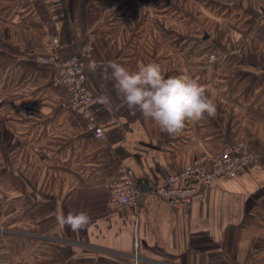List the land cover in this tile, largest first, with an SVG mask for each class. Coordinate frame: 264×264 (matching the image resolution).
<instances>
[{
	"label": "crops",
	"instance_id": "crops-1",
	"mask_svg": "<svg viewBox=\"0 0 264 264\" xmlns=\"http://www.w3.org/2000/svg\"><path fill=\"white\" fill-rule=\"evenodd\" d=\"M0 2V264H135L136 239L141 264H264V35L203 40L218 64L194 69L145 0ZM53 36L66 58L93 47L87 87L103 140L65 106L55 70L38 62ZM108 61L129 70L155 62L165 77L196 79L215 116L187 121L179 135L161 131L123 104L104 78ZM237 140L257 157L238 179L215 178L190 209L156 193L198 155ZM121 167L149 190L135 206L110 201ZM57 210L85 211L90 222L74 232L57 224Z\"/></svg>",
	"mask_w": 264,
	"mask_h": 264
},
{
	"label": "built area",
	"instance_id": "built-area-1",
	"mask_svg": "<svg viewBox=\"0 0 264 264\" xmlns=\"http://www.w3.org/2000/svg\"><path fill=\"white\" fill-rule=\"evenodd\" d=\"M60 42L55 36L48 41L49 56L38 58V62L52 67L57 75L58 84L68 94L67 108L75 111L88 122L94 130L95 138L103 140L105 134L99 125L94 106L97 97L89 89L87 63L93 58V47L89 43L82 45L79 53L73 57L60 54ZM214 59L211 58V61ZM257 157L245 140H237L225 145L212 155H198L191 164L170 175L167 187L156 191L173 208L190 209L205 196V189L218 177L236 180L242 172L256 161ZM110 201L115 207L135 206L139 200L140 188L134 173L121 167L115 181L109 185ZM135 264H141L139 242H134Z\"/></svg>",
	"mask_w": 264,
	"mask_h": 264
},
{
	"label": "clouds",
	"instance_id": "clouds-1",
	"mask_svg": "<svg viewBox=\"0 0 264 264\" xmlns=\"http://www.w3.org/2000/svg\"><path fill=\"white\" fill-rule=\"evenodd\" d=\"M97 68L95 62L89 65L90 71L95 72ZM103 74L106 80L114 82V90L129 111L138 110L170 135H179L187 121L197 122L206 115L214 117L216 114L214 101L196 79L187 75L165 77L158 63L141 64L129 70L116 61H108ZM100 99L103 103L109 101L106 96ZM55 218L59 226H68L74 232L84 229L90 222L85 211L65 215L57 210Z\"/></svg>",
	"mask_w": 264,
	"mask_h": 264
},
{
	"label": "rangeland",
	"instance_id": "rangeland-1",
	"mask_svg": "<svg viewBox=\"0 0 264 264\" xmlns=\"http://www.w3.org/2000/svg\"><path fill=\"white\" fill-rule=\"evenodd\" d=\"M148 1L150 0H145L152 10L150 18H160L161 24L166 27L165 30L160 29L162 36L181 43L177 46V51L184 52L186 49L192 56L191 63L194 69L206 65L212 68L218 64L216 47L213 44H209L208 48H205L206 45L201 46L199 43L203 40L210 42L216 39L223 41L225 38L244 40L264 35V0H250L251 7L256 6L253 12L249 11L248 0H218V3L215 0H153L150 3ZM4 5L0 2V6ZM186 40L190 44L185 46L183 42ZM201 53L203 56L198 59L197 56ZM211 58L214 60L211 61ZM3 242L1 241L0 245H3Z\"/></svg>",
	"mask_w": 264,
	"mask_h": 264
},
{
	"label": "water",
	"instance_id": "water-1",
	"mask_svg": "<svg viewBox=\"0 0 264 264\" xmlns=\"http://www.w3.org/2000/svg\"><path fill=\"white\" fill-rule=\"evenodd\" d=\"M147 191H149V190H145V189H143V188H140V192L142 193V195L139 196V201H140V200H143V197L145 196V195H143V193H144V192H147Z\"/></svg>",
	"mask_w": 264,
	"mask_h": 264
}]
</instances>
